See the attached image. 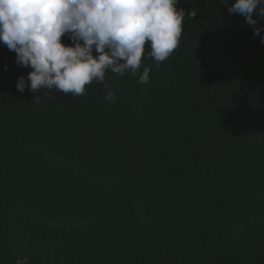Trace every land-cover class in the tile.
Masks as SVG:
<instances>
[{"label":"trees","instance_id":"trees-1","mask_svg":"<svg viewBox=\"0 0 264 264\" xmlns=\"http://www.w3.org/2000/svg\"><path fill=\"white\" fill-rule=\"evenodd\" d=\"M176 7L165 61L106 72L115 102L21 93L0 42V264H264V45L222 0Z\"/></svg>","mask_w":264,"mask_h":264},{"label":"clouds","instance_id":"clouds-1","mask_svg":"<svg viewBox=\"0 0 264 264\" xmlns=\"http://www.w3.org/2000/svg\"><path fill=\"white\" fill-rule=\"evenodd\" d=\"M179 0H0V42L16 54L18 66L31 68L18 77L23 93L56 89L85 94V86L102 82L104 99L115 102L106 72L135 76L148 56L159 66L179 46L182 22L197 11L177 9ZM229 14L241 15L264 45V0H222ZM255 14V18H254ZM67 35L72 41L65 44ZM95 51L96 55H93ZM122 61V62H121ZM7 70V65H5ZM145 67L138 83L149 81ZM39 102V95L34 99ZM15 264H29L18 258Z\"/></svg>","mask_w":264,"mask_h":264}]
</instances>
